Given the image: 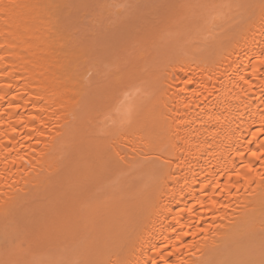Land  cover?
Masks as SVG:
<instances>
[{
  "label": "bare ground",
  "instance_id": "6f19581e",
  "mask_svg": "<svg viewBox=\"0 0 264 264\" xmlns=\"http://www.w3.org/2000/svg\"><path fill=\"white\" fill-rule=\"evenodd\" d=\"M0 264H264V0H0Z\"/></svg>",
  "mask_w": 264,
  "mask_h": 264
},
{
  "label": "rangeland",
  "instance_id": "374dc122",
  "mask_svg": "<svg viewBox=\"0 0 264 264\" xmlns=\"http://www.w3.org/2000/svg\"><path fill=\"white\" fill-rule=\"evenodd\" d=\"M141 7H142V6H140V8H138V9H141ZM142 8H144V7H142ZM132 10H133V9H131V11H132Z\"/></svg>",
  "mask_w": 264,
  "mask_h": 264
}]
</instances>
